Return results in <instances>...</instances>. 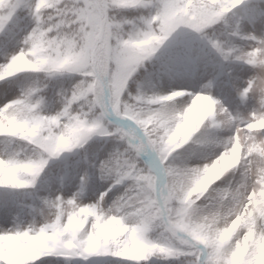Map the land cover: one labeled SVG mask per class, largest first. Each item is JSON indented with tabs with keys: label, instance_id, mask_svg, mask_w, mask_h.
<instances>
[{
	"label": "clouds",
	"instance_id": "clouds-1",
	"mask_svg": "<svg viewBox=\"0 0 264 264\" xmlns=\"http://www.w3.org/2000/svg\"><path fill=\"white\" fill-rule=\"evenodd\" d=\"M0 37V264H264V0H0Z\"/></svg>",
	"mask_w": 264,
	"mask_h": 264
},
{
	"label": "rangeland",
	"instance_id": "rangeland-1",
	"mask_svg": "<svg viewBox=\"0 0 264 264\" xmlns=\"http://www.w3.org/2000/svg\"><path fill=\"white\" fill-rule=\"evenodd\" d=\"M9 50H11V48ZM3 58L4 55H0V62H2ZM205 63L208 65V72L206 75L203 76V80H208L210 77H214L216 83V88H215L216 94H221L222 92L223 94L226 95L228 89L226 87H223V81L226 79L224 75L225 74L224 66L216 60L213 61L211 57L206 59ZM4 88H5L4 85H0V89H4ZM8 89H10V93H7L6 95L5 94L0 95V104L5 103L6 99L11 98V96L14 94V89L12 88H8ZM112 147L113 146L111 144L105 145L103 143L94 145L92 148V152L94 153V155L90 156V159L95 160L98 163L100 159H103L108 154V152L112 149ZM98 187L99 185H93L92 189L90 190V196L91 193L95 192L96 188ZM66 194H71V192L68 191L66 192ZM10 206L11 205L8 206L0 205V223H4L7 221L8 219L7 211Z\"/></svg>",
	"mask_w": 264,
	"mask_h": 264
},
{
	"label": "trees",
	"instance_id": "trees-1",
	"mask_svg": "<svg viewBox=\"0 0 264 264\" xmlns=\"http://www.w3.org/2000/svg\"><path fill=\"white\" fill-rule=\"evenodd\" d=\"M252 12L254 9L251 10ZM12 48V43L9 40H6L4 37H0V55H4L5 50H9ZM213 61H215L214 58H212ZM13 197L9 193H5L4 191L0 190V204L2 206L4 205H11L12 204Z\"/></svg>",
	"mask_w": 264,
	"mask_h": 264
},
{
	"label": "snow or ice",
	"instance_id": "snow-or-ice-1",
	"mask_svg": "<svg viewBox=\"0 0 264 264\" xmlns=\"http://www.w3.org/2000/svg\"><path fill=\"white\" fill-rule=\"evenodd\" d=\"M7 93H10V89L8 88L0 89V95L7 94Z\"/></svg>",
	"mask_w": 264,
	"mask_h": 264
}]
</instances>
